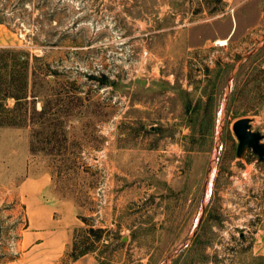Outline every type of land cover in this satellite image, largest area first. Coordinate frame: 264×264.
<instances>
[{"label": "rangeland", "instance_id": "obj_1", "mask_svg": "<svg viewBox=\"0 0 264 264\" xmlns=\"http://www.w3.org/2000/svg\"><path fill=\"white\" fill-rule=\"evenodd\" d=\"M0 49L31 57L0 126V264L43 174L105 264H264V160L234 132L264 145V0H0Z\"/></svg>", "mask_w": 264, "mask_h": 264}, {"label": "crops", "instance_id": "obj_2", "mask_svg": "<svg viewBox=\"0 0 264 264\" xmlns=\"http://www.w3.org/2000/svg\"><path fill=\"white\" fill-rule=\"evenodd\" d=\"M51 177L43 174L24 180L18 188L25 205L27 227L17 242V254L5 264H60L73 239V228L79 224L73 203L48 202L45 192ZM71 264H99L92 255H85Z\"/></svg>", "mask_w": 264, "mask_h": 264}, {"label": "trees", "instance_id": "obj_3", "mask_svg": "<svg viewBox=\"0 0 264 264\" xmlns=\"http://www.w3.org/2000/svg\"><path fill=\"white\" fill-rule=\"evenodd\" d=\"M30 64L31 57L28 53L16 49H0V126L5 125L3 123L5 116L11 112L7 108L8 100L12 98L19 103L22 99L27 98V96L21 97V95L27 90L30 81ZM82 220L89 225L85 219ZM89 226L90 229L82 227L74 229V231H82L85 236L80 241L75 236L73 237L71 252H67L63 264L74 263L81 257L95 252V246L102 241L106 230L95 229L93 225ZM96 259L99 264H105L101 258L96 257Z\"/></svg>", "mask_w": 264, "mask_h": 264}, {"label": "water", "instance_id": "obj_4", "mask_svg": "<svg viewBox=\"0 0 264 264\" xmlns=\"http://www.w3.org/2000/svg\"><path fill=\"white\" fill-rule=\"evenodd\" d=\"M234 132L239 140V151L243 153L244 150L247 148L248 150H252L253 153L258 155L261 160H264V145L262 144V137L251 131L249 119H241L237 121L234 125ZM214 166H215V161H213L211 164V168H210L211 171H213ZM207 187L208 185L206 186L204 192V199H203L204 204L206 200L205 196L207 192ZM179 250L180 249L173 252L170 255L169 259L166 260L163 264H168Z\"/></svg>", "mask_w": 264, "mask_h": 264}, {"label": "bare ground", "instance_id": "obj_5", "mask_svg": "<svg viewBox=\"0 0 264 264\" xmlns=\"http://www.w3.org/2000/svg\"><path fill=\"white\" fill-rule=\"evenodd\" d=\"M211 177H212V176H211ZM211 177H210V178H211Z\"/></svg>", "mask_w": 264, "mask_h": 264}]
</instances>
